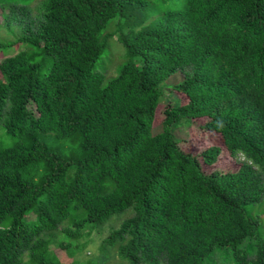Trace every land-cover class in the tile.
<instances>
[{
	"label": "trees",
	"instance_id": "obj_1",
	"mask_svg": "<svg viewBox=\"0 0 264 264\" xmlns=\"http://www.w3.org/2000/svg\"><path fill=\"white\" fill-rule=\"evenodd\" d=\"M4 16L22 33L0 41V264H66L52 245L88 254L128 210L99 246L124 264H202L216 247L264 264V242L253 260L241 248L264 199V0H12ZM112 25L129 61L106 82ZM185 118L221 144L183 151ZM223 150L238 169L206 173ZM88 256L71 264L107 262Z\"/></svg>",
	"mask_w": 264,
	"mask_h": 264
},
{
	"label": "rangeland",
	"instance_id": "obj_2",
	"mask_svg": "<svg viewBox=\"0 0 264 264\" xmlns=\"http://www.w3.org/2000/svg\"><path fill=\"white\" fill-rule=\"evenodd\" d=\"M18 3H25L29 0H16ZM12 0H0V5L4 6V11L7 12L9 5ZM4 11L0 8V41L4 43L13 42L14 38L21 35V30L16 24L7 25L5 22ZM114 24V23H112ZM109 31L116 33L115 25L109 27ZM127 31V29H125ZM6 51H0V62L4 59ZM8 52V51H7ZM129 60L126 58V48L118 40V34L110 40L108 48L104 51L102 58L97 62V69L103 71L106 74V82L115 78L119 69H121ZM133 62L137 63L138 66L142 65V60L140 57L134 58ZM182 79L181 72L176 73L171 76L162 84L163 93L161 94V99L165 101L172 97V91L169 86L180 82ZM5 78L0 73V82H4ZM185 101L183 95H179ZM161 119L157 121L156 125L152 128L151 132L156 134L163 130V126L159 125ZM194 121V120H191ZM205 119L195 121L191 126L189 125V119L185 118L178 122L177 128L174 130V134L179 141L180 148L192 155L200 157L202 151L213 145H220V135L216 132L205 131L202 128ZM11 142V137L4 131V127L0 124V147H7ZM72 147L71 145L67 146ZM239 167L238 160L232 158L226 150H223L221 156L219 157L217 163L214 166L208 167L203 165V170L206 173H211L213 171H235ZM248 213L259 221L258 233L256 236L248 237L241 248L244 252L248 253L253 260L255 252L259 247V244L264 242V199L263 201L253 207L247 208ZM130 216V211H125L117 213L114 215L105 225L101 226L97 234L96 241L88 246V254L82 253L77 254V256L72 257L68 255L65 251H61L56 244L52 245V250L58 257L66 264H71L73 258L76 259H92L98 260V258L107 259L106 264H124V262L119 258L117 253V247L113 249H106L100 251L99 246L103 238H105L108 232L117 228L121 223ZM10 223L9 218L3 222V227L8 226ZM91 238V237H90ZM95 236H92L94 240ZM202 264H237V259L235 253L231 247H216L213 254L208 256Z\"/></svg>",
	"mask_w": 264,
	"mask_h": 264
}]
</instances>
